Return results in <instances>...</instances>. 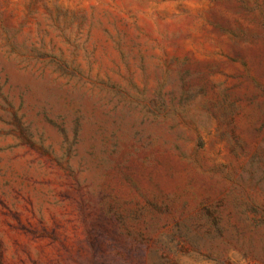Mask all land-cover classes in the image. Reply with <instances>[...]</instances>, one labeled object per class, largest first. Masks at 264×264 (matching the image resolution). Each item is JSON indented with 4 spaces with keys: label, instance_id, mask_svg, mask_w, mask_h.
Here are the masks:
<instances>
[{
    "label": "rangeland",
    "instance_id": "374dc122",
    "mask_svg": "<svg viewBox=\"0 0 264 264\" xmlns=\"http://www.w3.org/2000/svg\"><path fill=\"white\" fill-rule=\"evenodd\" d=\"M0 264H264V0H0Z\"/></svg>",
    "mask_w": 264,
    "mask_h": 264
}]
</instances>
